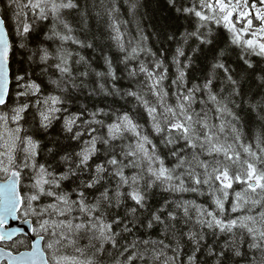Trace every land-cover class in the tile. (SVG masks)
<instances>
[{
	"label": "snow or ice",
	"instance_id": "6c2138e0",
	"mask_svg": "<svg viewBox=\"0 0 264 264\" xmlns=\"http://www.w3.org/2000/svg\"><path fill=\"white\" fill-rule=\"evenodd\" d=\"M125 2L135 19L138 0ZM167 3L175 19L183 16L195 25L165 37L176 44L170 83L166 58L148 46L139 22L135 35L129 32L119 0H84L83 6L80 0H9L15 7V47L24 50L25 61L12 72L14 42L0 18V264H103L104 254L112 257L111 264H198L202 250L213 264H264V210L253 214L264 209V136H257L254 145L245 142L235 111L246 103L264 121V95L244 100L240 80L225 62L226 48L218 53L210 48L213 59L203 68L202 83L190 84L192 57L185 51L187 46L195 54L201 45H213L216 25L252 69L248 56L264 59V0ZM73 10L79 28L65 16ZM90 15L105 20L104 30L81 39L76 33L85 29ZM46 21L50 26L40 24ZM254 21L259 22L255 28ZM30 40L35 47H29ZM69 45L99 48L105 70L94 69ZM105 46L120 55L103 54ZM142 57H150V64ZM116 61L124 66L127 88L117 87ZM24 62L40 66L47 82H38ZM260 81L264 87V76ZM77 93L117 96L131 109L81 104L73 111ZM145 114L159 145L139 122ZM57 122L62 139L76 143L68 150L60 138L49 141L54 147H47V154L59 156L54 167L38 160L37 137ZM160 145L168 149L164 155ZM168 157L175 158L172 166ZM127 169L134 171L128 175ZM70 180L75 187L68 189L64 182ZM153 188L207 195L210 207L177 199L149 212ZM230 200L231 212L240 215H226ZM124 205L120 216L117 210ZM146 212L144 222L140 217ZM140 229H159L162 238H145ZM208 234L222 239L218 248L202 243ZM186 245L191 251L184 261ZM68 247L78 255H67Z\"/></svg>",
	"mask_w": 264,
	"mask_h": 264
},
{
	"label": "trees",
	"instance_id": "16d2710c",
	"mask_svg": "<svg viewBox=\"0 0 264 264\" xmlns=\"http://www.w3.org/2000/svg\"><path fill=\"white\" fill-rule=\"evenodd\" d=\"M89 2H91V0H89ZM80 3L83 6L84 0H80ZM119 3L121 10V19L130 22L127 25L129 32L132 35H135L136 23L139 22L140 26L144 30V34L148 36V46L152 49L153 52L157 53L158 56L166 58L165 65L169 69V79L168 81H166V83H170L171 79L174 78L176 73V68L172 65V55L174 54L176 44L173 41L167 40L165 37L173 31H176L178 34L183 33L185 30L191 31L195 27L194 23H190L189 21L185 20L183 16H181L178 20L175 19L176 13L174 11H170L167 0H138V8L135 14V19H133V16L131 14H129L125 0H119ZM14 11V6L9 7V0H0V17L5 19L6 29L10 34V40L14 42V55L11 59V70L13 73H16L21 67V62L25 61V53L24 50L15 47L18 41L15 36L16 22L13 18ZM65 16L73 24L74 27H80V25L78 24L79 16L74 10L66 12ZM40 24L50 26V21L40 22ZM104 25L105 20L98 19L94 15H90L87 20V26L85 27V29L83 31H78L76 35H78L81 39L91 40L94 34L99 35V32L104 30ZM212 28L215 37L213 45H201L200 47L202 48V51L196 52L195 54L190 50L189 47L186 46L185 48L186 55L192 57L190 66L187 69L190 84L202 83L204 75L203 68L206 64L212 62L213 59V54L209 51V49L215 47L218 53L219 49L226 48L227 52L226 56L224 57L225 62L230 68L234 69V76L238 80H240L241 87L246 93L244 100H248L249 98L253 97V95H255V98L257 100L260 99V95H264V87L261 86L260 81V77L264 76V71H262L264 70V59L254 55L248 56L247 58L253 64V68L248 69L247 65H245L243 61L238 57L241 49L230 46L228 44L227 32L222 28H218L216 25H212ZM47 30V27H45L44 32H47ZM37 33L39 34V40H43V33L39 31V26L37 27ZM37 33H34L33 35H37ZM45 44H51L53 48L55 47V45L52 44L51 41H45ZM189 44L191 45V47H196V42L194 41H190ZM29 47H35L34 42L31 40L29 42ZM69 47L76 51H79L81 55H84L85 58L91 63L92 67L97 71L105 70L103 60L101 59L102 52L99 48L95 50L89 48L80 49L75 45H69ZM103 54H107L112 57H117L120 55L115 51L114 48L110 50L107 46L103 47ZM142 58L146 59V61L150 64V57ZM181 59L184 60V58ZM184 62L187 63L188 61L185 60ZM23 66L29 71L34 72V78L37 79L38 82L41 80L45 81V83L47 82V75L41 73L40 66L34 64L29 67V64L27 62H24ZM114 66L117 68V75L121 77L118 81H116L117 87H120L121 89L127 88L129 85V81L126 77V73L123 71L124 66L118 61L115 62ZM90 86L94 87L95 85ZM74 99L75 103L70 106L73 111L79 108L81 104H86L89 109H94V107H103L106 110L131 109V104L126 103L125 100H122L117 96H86L85 93H77ZM197 110H199V105H197ZM235 111L240 117L239 127L243 133L245 142L254 145L257 136H264V121H261L257 117L256 113L249 109L246 103L242 104L241 108L235 109ZM139 122L144 126L145 130L153 138L154 142L159 145V137H155L154 134L151 133L150 125L146 122V114L145 118L140 119ZM63 135L64 134L60 131L59 122L55 123L47 133H40V135L37 137L41 141L42 149L40 155L38 156V160L40 162H44L45 159H47L48 162L52 163L54 167L56 166V161H58L59 156L57 155L55 158H53L52 155L47 154V147H54V145L52 143H49V141H56L58 138H60V143L68 150H71V148L75 146V141L62 139ZM159 147L162 155L167 153L168 149L164 148L162 145H160ZM174 159V157L167 158V163L169 166H172ZM61 170H63V166H60L57 169V171ZM133 171L134 170L132 169H127L126 174L131 175ZM88 175L89 173L86 172L83 178L87 179ZM64 183L68 189L75 187V184H73L71 180ZM76 183H79V181H76ZM234 188L236 190H240V185H234ZM89 199H91V196L89 197ZM177 199L195 201L197 204H202L205 207H210V199L207 195L201 196L194 193L170 194L163 192L160 188H153L148 199L149 212L163 205L165 200ZM128 203L131 202L129 201ZM125 207H127V205H124L117 210L120 216H123ZM171 207L172 206L169 205V208ZM226 209L227 216L229 215L235 217L241 214L239 212H231V200L228 204H226ZM262 210L264 209H254L253 214H258L259 211ZM147 216L148 213L146 212L143 216L140 217V219L146 222ZM139 234L144 235L145 238H148L149 235L152 239L162 238L159 236V229L151 230L148 233H145L144 229H140ZM79 243L80 246L83 247L86 241L81 240ZM202 243L209 246L216 245L218 248V243H222V239L220 242H217V240H215L211 234H208L206 240ZM190 251V246L186 245L185 255L183 256L184 261H186L187 254H189ZM197 256L198 264H213V260L212 258L207 256L206 250H202L200 253H197ZM100 259L103 261V264H111L112 261V257L107 254L101 256Z\"/></svg>",
	"mask_w": 264,
	"mask_h": 264
},
{
	"label": "rangeland",
	"instance_id": "374dc122",
	"mask_svg": "<svg viewBox=\"0 0 264 264\" xmlns=\"http://www.w3.org/2000/svg\"><path fill=\"white\" fill-rule=\"evenodd\" d=\"M253 2H256V0H253ZM259 6V5H258ZM66 254L67 255H78L77 253H75L74 251H73V249L71 248V247H68L67 249H66Z\"/></svg>",
	"mask_w": 264,
	"mask_h": 264
},
{
	"label": "water",
	"instance_id": "95a60500",
	"mask_svg": "<svg viewBox=\"0 0 264 264\" xmlns=\"http://www.w3.org/2000/svg\"><path fill=\"white\" fill-rule=\"evenodd\" d=\"M1 18V17H0ZM14 226H19V227H22V228H27L28 226H26V225H19V224H16V225H14ZM29 235H30V233H29Z\"/></svg>",
	"mask_w": 264,
	"mask_h": 264
},
{
	"label": "flooded vegetation",
	"instance_id": "af4514ba",
	"mask_svg": "<svg viewBox=\"0 0 264 264\" xmlns=\"http://www.w3.org/2000/svg\"><path fill=\"white\" fill-rule=\"evenodd\" d=\"M259 25L258 21H254V28L257 27Z\"/></svg>",
	"mask_w": 264,
	"mask_h": 264
},
{
	"label": "bare ground",
	"instance_id": "6f19581e",
	"mask_svg": "<svg viewBox=\"0 0 264 264\" xmlns=\"http://www.w3.org/2000/svg\"><path fill=\"white\" fill-rule=\"evenodd\" d=\"M229 216V215H228ZM234 217V216H233Z\"/></svg>",
	"mask_w": 264,
	"mask_h": 264
}]
</instances>
